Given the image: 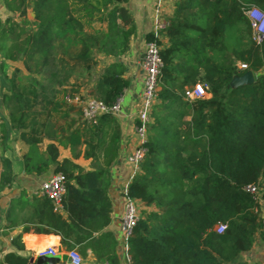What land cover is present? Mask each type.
Listing matches in <instances>:
<instances>
[{"label": "trees", "instance_id": "1", "mask_svg": "<svg viewBox=\"0 0 264 264\" xmlns=\"http://www.w3.org/2000/svg\"><path fill=\"white\" fill-rule=\"evenodd\" d=\"M4 1L22 18L0 21L3 77L8 62L20 60L30 73L35 97L53 99L58 86L73 78L77 85H70L72 97L80 89L78 76L84 75L94 80L88 94L106 105L119 98L129 80L124 63L116 57L127 51L135 31L132 15L123 5L127 0ZM29 3L35 10L32 25L25 17ZM252 4L264 10V0H176L161 29L167 43L153 31L146 34V40L155 39L160 45L158 100L152 107L140 169L126 194L154 208L139 215L133 227L127 248L132 264H264L237 260L241 251L251 248L255 233L264 237V210L256 209L253 194L244 189L247 183H257L264 193V72L251 82L231 84L234 75L246 69L259 72L264 66V33L260 41L253 38L243 11ZM95 53L111 60L93 77L83 64ZM239 62L247 67L239 69ZM11 78L8 89L0 93L5 108L10 101L23 99L26 89ZM197 82L206 84L205 95L185 99V88ZM187 110L191 117L185 121ZM14 111L9 110L6 121L0 112V184H8L12 177L11 160L3 153L8 132L20 130L28 139L26 167L46 157L39 151L35 132L26 136L23 128L28 125L20 109L19 115ZM74 111L80 112L75 103L61 116L67 118ZM110 115L98 117L97 129L100 121L111 120ZM34 119L31 129L36 128ZM44 126L47 136L55 133L49 122ZM69 140L76 145L81 135L71 131ZM115 141L106 143L105 166L93 169L80 168L68 158L58 160L57 146L48 143L50 161L66 177L62 209H55L45 195L35 199L36 219L42 222L36 231L57 233L64 248L76 247L81 255L90 249L99 264H123L116 237L106 228L112 204L103 184L117 153ZM25 200L18 202L23 205ZM217 223L226 224L223 231L216 230ZM29 228L25 225L23 230ZM3 262L36 264L29 255L15 251L6 252Z\"/></svg>", "mask_w": 264, "mask_h": 264}, {"label": "crops", "instance_id": "2", "mask_svg": "<svg viewBox=\"0 0 264 264\" xmlns=\"http://www.w3.org/2000/svg\"><path fill=\"white\" fill-rule=\"evenodd\" d=\"M74 1L77 2V0ZM175 1L176 0H164L161 10L162 18L165 19L166 16L172 14ZM123 5L129 9L132 15L135 31L130 37L127 51L118 57L125 65V76L129 80L128 85L119 96L121 110L116 114H111V120L100 121V129H97V120L91 122L81 116L83 120L90 124V126H88L84 123H80L77 118L73 116L74 113L70 112L67 118L69 121L72 118L74 120H71L72 122L70 121L72 124L69 133L75 131L80 134L81 142L74 145L70 142L69 135L67 139H65L59 138L56 132L53 133L52 136H47L45 133V135L41 136L39 139V151L44 152V157H46L43 159V162L27 167L25 166L23 157L28 150V139L19 134L20 130L8 132V146L3 153L11 160V171L8 174L12 177L8 184H0V264H5L3 262V257L8 251H15L21 255H29L36 263L35 257L38 255V250L47 246H52L56 249L57 259L53 264H67V249L61 245L59 235L54 232H39L35 229L36 226L42 225V222H38L36 219L35 199L39 197V194L35 193V190L39 189L41 183L49 179L56 172V163L50 161V157L46 152V145L50 142L55 143L58 149V160L68 158L80 168L93 169L100 165L105 166L103 159L104 152L107 151L106 143L112 138L116 139L117 153L108 166V173L105 175L103 182L112 204L111 220L106 228L111 230L115 235L117 240L116 252L119 255L120 262L123 264L125 262L126 251L122 240L120 219L125 203L124 188L132 178L131 166L126 160V155L135 147L137 142L134 130L136 122L135 111L139 103L145 75L141 63L144 41L146 39V34L153 29V5L152 0H127ZM14 14H16V12L8 8L4 0H0V21H4L9 16L13 19H17ZM34 16L35 10L33 5L29 3L25 13L27 24L32 25L35 19ZM93 25L99 26L97 22ZM161 43H167V37L162 34ZM94 58L97 60L95 61L98 66L95 71L96 73L111 60V57L104 53H95ZM260 72H264V66L259 72L253 73L252 71V75L255 76ZM245 76V72L233 76L232 85L245 82ZM88 80L90 84L94 81L93 78ZM79 88L77 92L80 95L84 96L88 94L87 88L84 89L82 84ZM187 88L188 86L185 90ZM184 98L189 100L193 99L187 98L185 92ZM72 103L74 104V102ZM79 115H81V113ZM190 117L191 112L187 110L186 114L183 116V120L188 121ZM183 126L186 125L183 124ZM25 128L23 129L28 137L30 127ZM53 131L54 129L52 132ZM11 132L12 135H10ZM191 135H193L192 132ZM76 171L77 168L75 169V172ZM19 199H26L25 201L27 202L21 205L18 202ZM135 201L139 209L147 208L145 210H150L154 208L151 205H145L140 199H135ZM25 225L30 228L28 230H23ZM262 246L264 245L254 242L249 250L241 251L237 255V260L245 261L240 258V255L249 251L253 252L257 260L254 258V261L248 262L262 261V256H264ZM81 256L82 264H99L90 249H87L86 255L82 254ZM223 264L230 263L224 262Z\"/></svg>", "mask_w": 264, "mask_h": 264}, {"label": "built area", "instance_id": "3", "mask_svg": "<svg viewBox=\"0 0 264 264\" xmlns=\"http://www.w3.org/2000/svg\"><path fill=\"white\" fill-rule=\"evenodd\" d=\"M164 0H152V15H153V33L158 37L161 36V29L165 26V19L162 18L161 10ZM244 13L249 18L251 27L253 29V38L260 41L264 33V10H261L256 5H249L244 8ZM160 45L155 39L144 41V49L142 54V67L144 69L143 87L136 107L135 115L136 122L134 130L136 133V145L126 155V160L131 166V177H133L140 169V162L144 157L147 140V129L151 122V111L153 105L157 102V81L161 69V57L159 53ZM239 67L246 68L247 64L239 62ZM205 83L197 82L185 90L187 98L202 97L205 95ZM71 102H74L80 108L81 116L91 122L103 113L116 114L121 110V101L118 98L113 104L106 105L102 100L93 97L90 94L80 95L76 93L69 97ZM66 177L62 171H56L49 179L43 181L39 189L35 193L47 196L53 202L54 208L62 209V197L66 190ZM127 186L124 188V209L120 219V228L122 232V240L126 251L124 264H132L129 254L127 253L129 238L132 235L133 227L137 221L138 207L135 198L126 194ZM244 189L253 194L257 201L258 210H264V193L262 187L257 183H247ZM225 223H217L215 228L218 232L224 230ZM38 255L56 254V249L52 246L42 247L37 252ZM67 264H82V256L76 247L67 249Z\"/></svg>", "mask_w": 264, "mask_h": 264}, {"label": "rangeland", "instance_id": "4", "mask_svg": "<svg viewBox=\"0 0 264 264\" xmlns=\"http://www.w3.org/2000/svg\"><path fill=\"white\" fill-rule=\"evenodd\" d=\"M14 15L17 19L22 18L19 14H17V12ZM1 60H2V56L0 55V61ZM95 60L96 59L94 58V56H92L87 60L85 64H83L85 68L87 67V68L92 69L91 73L93 76L96 74L95 71L97 70V67H98L96 65L97 60L96 61ZM238 67H239V64H238ZM5 68L7 69L5 77L2 76L4 71L0 69V93H3L4 91L8 89V86H10L11 84L12 76L16 78L15 81H17V83L20 86L26 87V89H24V94H23L24 98L15 99L14 102L10 101L11 104L9 103V106L7 108H5V106L2 105L0 101V112H1L2 117L5 119V121L7 118L6 115L9 112V110L14 109L15 110L14 112L17 115H19L20 112L17 110L20 109L21 113L23 114L24 123L28 125L26 128L31 127L30 123L33 118H35L34 120L37 121V124L34 125L36 126V128L35 129L30 128L29 131L31 130L34 131L35 134L39 138L41 136H44L46 133L45 129H47V127L44 126V122H49L50 127L54 129V131L58 134L59 138L67 139L72 123H70L68 118L62 117L61 113L67 112L69 106L73 104L71 100H69L70 96L68 94L70 85L73 84L71 82L73 78L69 79L70 82L68 81L67 83L63 85L60 84L58 86V90L54 94L53 99L48 98V97H40V95H37V97H35L34 93L30 90L31 89L30 87L32 86V82L29 80L30 73L25 69L22 61L18 60V61L8 62ZM239 69H243V68L239 67ZM247 70L248 69L244 70L242 73H244ZM255 72L257 71H253V73ZM255 77L256 75L253 76V80ZM88 78H89L88 76H84V75H80L77 78L78 83H80V85L82 84V87H84V89H86L87 86L90 84V81L88 80ZM41 80H43V78L39 77L38 83H40ZM38 83L36 84V87L40 88V85ZM73 85L76 86L77 84H73ZM49 94H51V92ZM76 108L78 107H75V109ZM72 113H74L73 116H75L80 123H84L85 125L90 126V124L87 121L81 118V115H79L80 113L78 111H74ZM10 135H12V132ZM145 209L147 208H140V209L138 208V216L143 215L145 213L144 211H146ZM252 240H253V243L257 242L258 244L261 243L262 245H264V237L259 232L253 235ZM262 250H263L262 252L264 255V246H262ZM262 257L263 259L261 260L264 261V256ZM240 258L245 261H254L256 259L255 256L253 255V252H249V251L241 254Z\"/></svg>", "mask_w": 264, "mask_h": 264}, {"label": "water", "instance_id": "5", "mask_svg": "<svg viewBox=\"0 0 264 264\" xmlns=\"http://www.w3.org/2000/svg\"><path fill=\"white\" fill-rule=\"evenodd\" d=\"M116 59H118V57H116ZM245 82H251L253 80V75L251 70H247L245 71ZM235 76V75H234ZM244 83V82H243ZM231 84H232V80H231ZM239 84V83H236ZM235 84V85H236ZM57 259V255L54 254H44V255H36L35 260H36V264H39L40 262H48L49 264H53L54 261H56ZM31 260H33V258L31 257Z\"/></svg>", "mask_w": 264, "mask_h": 264}]
</instances>
